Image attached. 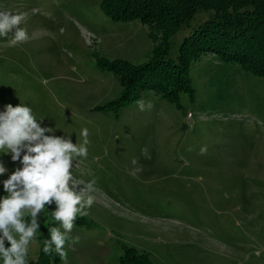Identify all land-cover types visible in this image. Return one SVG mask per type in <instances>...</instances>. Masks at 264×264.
I'll use <instances>...</instances> for the list:
<instances>
[{"label":"rangeland","instance_id":"374dc122","mask_svg":"<svg viewBox=\"0 0 264 264\" xmlns=\"http://www.w3.org/2000/svg\"><path fill=\"white\" fill-rule=\"evenodd\" d=\"M0 11L25 14L29 36L15 47V29L0 37V112L29 106L52 129L46 135L77 145L89 130L88 156L73 175L95 180L96 191L66 242L67 264H121L125 247L155 264H264V78L201 52L189 70L193 96L171 100L144 87L117 110L109 103L123 82L101 61L149 60L146 25L112 20L100 0H0ZM0 162L3 197V180L20 164L2 153ZM54 208L41 214L28 263L59 227ZM51 255L49 264H63Z\"/></svg>","mask_w":264,"mask_h":264},{"label":"clouds","instance_id":"9594fccd","mask_svg":"<svg viewBox=\"0 0 264 264\" xmlns=\"http://www.w3.org/2000/svg\"><path fill=\"white\" fill-rule=\"evenodd\" d=\"M26 15L0 11V37L7 38L9 47L29 40L21 27ZM144 110L143 101L138 102ZM151 107V104L148 105ZM52 129L41 127L29 106L8 105L0 112V153L11 155L20 167L3 180L5 196L0 197V261L2 264H28L30 245L36 241L41 214L55 205L51 218L59 227L48 229L43 240L45 255L53 252L67 264L66 242L70 239L77 217L87 216L94 203L95 180L85 181L73 175V169L88 156L89 130L80 132L82 142L77 145L68 136L46 135ZM207 152L206 146L200 150ZM147 155V150H144ZM150 158V157H149ZM133 165L137 160H132ZM142 171L135 168L132 175ZM8 172L0 162V176ZM9 246H5V242ZM78 238H73V243Z\"/></svg>","mask_w":264,"mask_h":264},{"label":"trees","instance_id":"16d2710c","mask_svg":"<svg viewBox=\"0 0 264 264\" xmlns=\"http://www.w3.org/2000/svg\"><path fill=\"white\" fill-rule=\"evenodd\" d=\"M100 8L114 21L146 25L154 44L151 58L140 64L101 61L123 82L122 92L109 103L117 110L139 98L144 87L171 100L180 92L193 96L189 70L201 52H214L264 78V0H100ZM51 257L41 247L28 264H49ZM120 262L155 264L131 247L124 248Z\"/></svg>","mask_w":264,"mask_h":264}]
</instances>
